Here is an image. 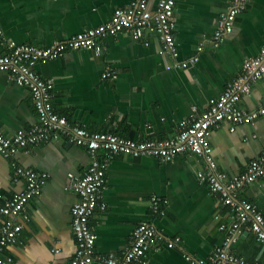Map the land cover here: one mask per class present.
Listing matches in <instances>:
<instances>
[{
	"label": "crops",
	"instance_id": "crops-1",
	"mask_svg": "<svg viewBox=\"0 0 264 264\" xmlns=\"http://www.w3.org/2000/svg\"><path fill=\"white\" fill-rule=\"evenodd\" d=\"M158 0H151L155 8ZM132 0H0V55L17 45L49 46L109 21L118 8ZM231 0H176L174 31L178 57L165 52L159 36L148 31L135 40L129 32L98 39L102 51L68 50L59 58L39 64L38 73L52 84L55 111L70 126L91 132H109L125 138L175 137L180 123L193 107L209 110L228 83L239 77L247 60L264 47V0H252L236 21L233 32L219 47L212 43L220 15ZM204 44L199 53L198 47ZM199 56L187 67L181 64ZM110 69L118 77L104 78ZM264 103V75L253 84L240 105L253 110ZM39 123L32 94L0 70V128L7 136ZM212 159L230 176L246 171L264 151V116L231 130L229 122L212 128ZM14 161L23 168L49 175L40 196L28 207L29 219L15 244L5 253L17 264H70L77 241L72 229L73 205L78 191L69 173L83 175L91 163L87 149L61 137L30 145L14 160L0 153V208L23 190ZM209 166L205 157L185 153L163 163L154 157L118 154L107 169L102 192L105 209L90 220L98 235L95 250L120 257L130 245L133 231L143 221L152 223L163 239L148 251V264H191L187 252L208 258L217 249L242 255L250 262H264V246L242 226L237 242L226 244L231 211L218 206V196L198 179ZM165 200V215H154L151 197ZM239 197L258 206L264 214V181L245 186ZM217 210L221 218H214ZM7 217L0 211V224ZM180 238L176 244L170 242ZM94 264H101L95 262Z\"/></svg>",
	"mask_w": 264,
	"mask_h": 264
},
{
	"label": "built area",
	"instance_id": "built-area-1",
	"mask_svg": "<svg viewBox=\"0 0 264 264\" xmlns=\"http://www.w3.org/2000/svg\"><path fill=\"white\" fill-rule=\"evenodd\" d=\"M150 1L132 0L129 7L118 8L106 23L75 34L67 40L56 41L49 46L17 45L10 53L0 55V70L9 72L10 79L15 84L30 90L39 116L38 124L29 129H19L12 136L5 135L0 128V153L14 160L19 151L30 145L57 141L65 136L72 143L85 147L91 157V163L83 175H68L70 185L79 193V199L71 209L77 252L70 264H148V251L163 239L152 223L143 221L133 231L130 245L120 257H107L96 252L98 235L91 227L90 220L98 208L106 207L102 201V192L107 182V169L118 154L154 157L163 163L185 153L205 157L209 166L205 171L198 172V179L218 196V206H226L231 211V223L221 222L219 225L221 230L229 233L226 244L237 242L240 228L247 226L264 246L263 212L256 204L239 197L245 186L264 181V151L250 162L245 172L230 176L216 168L212 159L211 143L214 126L227 121L234 131L237 125L253 123L260 116H264V103L253 110H247L240 105L242 97L264 75V47L258 56L245 62L242 74L228 83L224 93L209 110L200 113L197 107H193L191 114L181 121L179 133L173 138L135 140L109 132H91L84 127L70 126L67 118L54 109L52 84L38 73L36 67L59 58L68 50L88 49L100 55V38L129 32L135 40H140L150 31L159 36L165 52L178 57L174 36L176 0H158L155 8L151 7ZM251 1L231 0L228 10L220 15L217 22L212 38L216 48L233 32L237 17L246 10ZM204 47L203 43L200 44L198 52L201 53ZM198 59L199 56H194L181 66L187 67ZM103 76L113 79L118 77L110 69ZM13 166L26 184L22 191L15 193L0 208L1 213L7 217L0 224V264H17L13 256L7 255L5 250L18 240L24 229V221L29 219L30 201L41 195L49 177L45 172L23 168L15 161ZM164 206L163 197H151L154 215H165ZM214 218H221L220 210L216 211ZM179 241L180 238H176L170 245ZM183 256L191 264H264L260 261L250 262L244 256L225 248L217 249L204 259L187 252Z\"/></svg>",
	"mask_w": 264,
	"mask_h": 264
}]
</instances>
